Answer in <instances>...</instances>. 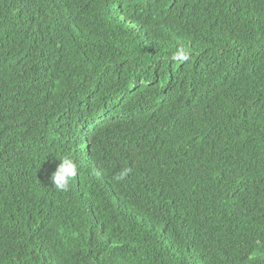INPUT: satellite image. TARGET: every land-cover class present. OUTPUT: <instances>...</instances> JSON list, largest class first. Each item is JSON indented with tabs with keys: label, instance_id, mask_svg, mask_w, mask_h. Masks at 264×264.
Here are the masks:
<instances>
[{
	"label": "trees",
	"instance_id": "trees-1",
	"mask_svg": "<svg viewBox=\"0 0 264 264\" xmlns=\"http://www.w3.org/2000/svg\"><path fill=\"white\" fill-rule=\"evenodd\" d=\"M0 264H264V0H0Z\"/></svg>",
	"mask_w": 264,
	"mask_h": 264
},
{
	"label": "clouds",
	"instance_id": "clouds-1",
	"mask_svg": "<svg viewBox=\"0 0 264 264\" xmlns=\"http://www.w3.org/2000/svg\"><path fill=\"white\" fill-rule=\"evenodd\" d=\"M58 158L60 162L50 176L51 184L58 191H68L72 181L78 175V166L75 160L69 156H59Z\"/></svg>",
	"mask_w": 264,
	"mask_h": 264
},
{
	"label": "bare ground",
	"instance_id": "bare-ground-1",
	"mask_svg": "<svg viewBox=\"0 0 264 264\" xmlns=\"http://www.w3.org/2000/svg\"><path fill=\"white\" fill-rule=\"evenodd\" d=\"M226 6V5H225ZM235 11V10H234ZM198 48V47H197Z\"/></svg>",
	"mask_w": 264,
	"mask_h": 264
}]
</instances>
